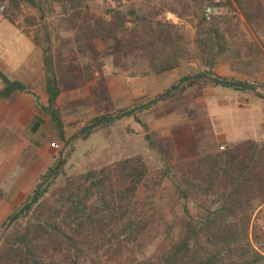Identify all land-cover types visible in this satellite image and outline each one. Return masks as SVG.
Wrapping results in <instances>:
<instances>
[{
  "label": "trees",
  "instance_id": "obj_1",
  "mask_svg": "<svg viewBox=\"0 0 264 264\" xmlns=\"http://www.w3.org/2000/svg\"><path fill=\"white\" fill-rule=\"evenodd\" d=\"M91 1L52 0L60 6L67 29L73 31L72 39L61 40L54 48L49 34L42 44L34 37L42 48L45 72L47 100L41 110L49 116L66 149L51 178L47 180L54 167L42 176L37 185L40 193L32 205L0 235V264H264V255L253 244L264 243V238L250 232L251 211L264 202V140L247 139L172 163L161 144L143 130L148 146L158 152V167L151 154L144 158L141 153L127 151L69 175L65 165L77 149L76 142L123 118L102 123L70 141L66 131L77 123H70L67 116L81 106L80 101L65 108L58 102L63 92L86 86L96 71L102 75L104 63L95 39L126 34L128 29L115 61H120L118 67L130 77L159 75L195 63L198 72L209 77L235 80L217 74V66L223 63L253 78L264 62L260 41L264 37L263 1L145 0L148 4L143 1L138 7L110 5L102 15L91 12ZM23 3L44 13L36 0H0V5L7 6L4 17L12 24ZM209 6L226 7L235 14L208 16ZM164 12L188 19L195 29L193 40L177 24L160 19ZM28 22L36 24L32 17ZM241 26L256 36L247 35ZM24 33L30 36L28 31ZM67 47L66 56L62 50ZM0 80L1 99L11 100L18 92L32 94L36 86L10 79L1 68ZM203 81L219 85L207 78L197 79L184 83L178 91ZM104 85L103 81L100 87ZM255 94L264 98V94ZM100 96L105 101L104 113L87 124L126 111L111 110L107 89ZM143 110L127 117L136 118ZM142 186L150 191L145 200L137 198ZM164 186L173 190L170 215L160 212L148 218L146 207L160 197L157 191ZM21 206L8 216L3 230Z\"/></svg>",
  "mask_w": 264,
  "mask_h": 264
},
{
  "label": "crops",
  "instance_id": "obj_2",
  "mask_svg": "<svg viewBox=\"0 0 264 264\" xmlns=\"http://www.w3.org/2000/svg\"><path fill=\"white\" fill-rule=\"evenodd\" d=\"M6 20L9 22L0 13V25ZM18 30L24 36L19 46L27 47L28 52L13 47L0 32V68L12 80L36 84L45 80L42 50L30 36ZM33 54L35 56L31 59ZM261 70L264 73L263 67ZM197 72V65L191 63L188 68H177L174 72L176 78L170 81L177 82L179 77ZM216 72L222 77L234 78V81L248 80L223 63H219ZM91 81L87 84L97 83L92 90L97 105L89 103L88 109L92 117L104 113L102 90L107 89L115 110H127L156 97L166 86L145 78L119 81L113 90L105 81L103 87L99 81ZM224 87L204 81L188 85L171 99L138 113L135 127L137 131L150 133L161 146L165 142L178 156H202L200 154L213 153L231 143L247 139L257 141L264 133V98L255 94L257 90H250L252 92L247 94L234 87ZM36 89L33 87L32 94L18 92L11 100L0 98V228L34 185L40 183L42 176L55 167L60 149L56 142L58 132L49 116L41 110V105L47 100L45 90L40 95Z\"/></svg>",
  "mask_w": 264,
  "mask_h": 264
},
{
  "label": "rangeland",
  "instance_id": "obj_3",
  "mask_svg": "<svg viewBox=\"0 0 264 264\" xmlns=\"http://www.w3.org/2000/svg\"><path fill=\"white\" fill-rule=\"evenodd\" d=\"M143 1L146 3V5L148 4L145 0H92L89 3V5L91 7L92 13H95L97 15H102L105 8L109 7L110 5L112 7L118 6V7H123V8H128L131 6L138 7V6H142ZM220 1H223V0H220ZM262 1L264 3V0ZM36 2L44 9V13H42V15H41V11L38 8L34 7L33 5L29 3H23L21 7V11L16 13L15 26L9 23L7 20L4 21L0 25V32L4 34L3 35L4 39H6L8 43L12 44L13 47L23 49V52H28V49L27 47L23 48L19 46L20 40L22 42V39L24 38V36L21 35L18 28L22 32L28 31L33 41H34V37H37L38 40L41 42V44L44 43V36L46 34H49L52 39L54 48H57L58 46H60L61 40H65L69 38L72 39L73 34H74L73 31L67 29V24L63 20L64 16L58 4L52 3V0H36ZM153 4H155V2H153ZM1 7H4V9L1 10ZM6 8L7 6H5V4L0 5L1 15L2 14L4 15ZM216 8H217L216 15L220 14V15L233 16L235 14L233 12L229 13L228 8L226 7L216 6ZM30 17L36 20L35 25L29 24L28 18ZM159 18L173 22L174 24H177L181 28V31L185 34V36L189 40H193L195 29L193 27V24L188 19H180L175 14L170 13V12L162 13ZM242 29L246 32L247 35L256 36V34L252 32L251 34H248L249 33L248 28L242 27ZM128 33H129V29L126 34L122 32H118L104 39H101V38L95 39V43L101 53V61H103L104 67L102 70V75L96 71V73L94 74V79L91 82L93 83V82L99 81L101 83L105 81L106 83H108V86L110 85V87L114 90V86L119 81H130L132 79L144 80L145 78H152L153 82L155 83L165 84L166 85L165 88L168 86L171 87L172 83L174 84L176 82V81L175 82L170 81L172 78H176V75H174V72H176V69L168 73L147 76V77H141V76L130 77L121 71V69L118 67L120 64V61L116 63L115 57H116L117 51H122L123 41H124V38H126L125 36L128 35ZM260 39L259 40L261 41L262 46L264 47V37L261 36ZM37 46L41 48V45H37ZM69 50L70 49L67 47L63 49L62 51L67 56V54L69 53ZM42 55H43V52H42ZM33 56L35 55L33 54L31 56V59H33ZM76 58L79 60L80 63L83 62L81 60V55L76 54ZM117 60H121V58ZM189 65H185L181 67L188 68ZM262 67L264 68V62L261 64V68ZM239 75H244V74L239 73ZM261 76L263 77V79H260ZM246 77L248 78L247 81H250L251 83H254L255 85H257V89H256L257 92L264 94V73L262 72L261 69H260V72L257 73L255 77L253 78L249 76H246ZM180 78L181 77H179V79ZM43 81L45 82V80H42L36 83V87H37L36 90H37V93H40V95L42 92H44V82ZM169 81L170 83H168ZM94 86H97V83L87 84L84 87H80L72 91L63 92L61 94L58 100L61 107L65 108L70 102H74V101H80V105H81L75 110L73 114L71 113L70 115L67 116V119L70 121V123L71 122L77 123L76 127L71 126L67 129V137H72L79 129L84 127L90 119L94 118L92 117V114L88 110L90 108L89 103H93L94 105H97L96 99L92 92ZM165 88H163L162 92L166 90ZM224 88H232V87L225 86ZM242 91L247 94L250 93V91H246V90H242ZM181 92L182 90H179L174 96L178 95ZM169 99H171V97L167 98L166 100H169ZM161 102L163 101H160L158 103H161ZM111 104H112L111 110H115L114 109L115 103H113L112 100H111ZM144 110H147V109L144 108ZM118 118H123V119L116 121L113 125L107 128L94 131L86 140H78L76 142L77 149L74 155L72 156V158L65 165V172L67 174L71 175L75 173L76 174L81 173L91 166H95V165L98 166L100 164V161L105 160L106 157H110V156L120 157V156L125 155L127 151H131L129 153L132 155L136 153H141L144 158H147V156L151 154L154 158L156 157V159L153 160V163L155 164V166L158 167L159 165L158 152L152 150L148 146L147 142L144 139L143 131L141 130L137 131L136 121L138 119L129 118V117H118ZM128 122L130 123L128 124ZM127 127L130 128V130L133 129V132L129 133L128 130L126 129ZM251 134L252 133L250 132V135ZM263 140H264V133L262 134L261 137L258 138L257 141H263ZM56 142L60 144V149H58V152H57V159L60 154H61L60 158H63L62 155L66 147L63 148V143L59 139H56ZM162 147L164 148V151L168 154L169 161L172 163H177L183 160L189 161L191 158L196 156V154H180L178 156L173 151H171L167 145H165V142ZM200 155H203V154H200ZM186 158L188 159L186 160ZM156 170L157 169H154V171ZM51 176L52 175L48 176L47 180L50 179ZM59 181H60V178H58L55 181L54 186H57ZM36 190H37V185H34L33 189L30 191L28 196L22 202L19 203L15 211L22 204H24L27 200L29 199L31 200ZM172 191L173 190L169 186H164V188L158 189L157 194L160 197L159 198L157 197L154 200V203H152V205H148L146 207V211H147L146 216L148 218L152 217V215H158L160 212H163V214L167 216L170 215L171 203L173 201L172 196H171ZM149 193L150 191L142 186L140 187L138 191L137 198L139 200H145L147 196L149 195ZM262 204H264V202L259 204L256 208H254L251 211V220H252V217H253L252 215L254 211ZM175 211H178V209L175 208ZM251 220H250V224H251ZM4 231L5 230H3L1 226L0 235H4ZM260 236L264 238V235H260ZM253 244L264 255V243L263 242L257 243L253 241Z\"/></svg>",
  "mask_w": 264,
  "mask_h": 264
},
{
  "label": "water",
  "instance_id": "obj_4",
  "mask_svg": "<svg viewBox=\"0 0 264 264\" xmlns=\"http://www.w3.org/2000/svg\"><path fill=\"white\" fill-rule=\"evenodd\" d=\"M210 79L213 82L219 84V85H223V86H230V87H234V88H241V89H248V90H252V91H256V88L250 84L244 83V82H239V81H234V80H229V79H223V78H217V77H209L208 74H206L205 72H198L195 74H190L187 76L182 77L176 84H174L173 86H171L170 88L166 89L164 92L160 93L159 95H157L156 97L148 100L147 102L138 104L136 106H133L129 109H127L126 111H124L121 114L118 115H109L106 116L104 118L98 119V120H94L91 123H88L87 125H85L84 127H82L80 130H78L70 139V141H72L73 139H75L76 137H78L80 134L87 132L99 125H101L102 123H106L108 121H111L115 118L118 117H127L130 116L136 112H138L139 110H142L144 108L150 107L158 102H160L162 99H164L165 97L169 96L171 93H173L174 91H177L181 85H183L184 83H187L191 80H197V79ZM62 158H60L59 162L57 163V165L51 170L50 175L53 174V172L59 167V165L61 164ZM49 175V176H50ZM41 188L37 189L34 193V195L32 196L31 200L27 203H25L20 210L15 213L9 220L8 225L4 231V234L9 230V228L11 227V225L13 224V222L22 214L24 213L31 205L32 203L35 201V199L38 197L39 193H40Z\"/></svg>",
  "mask_w": 264,
  "mask_h": 264
},
{
  "label": "built area",
  "instance_id": "obj_5",
  "mask_svg": "<svg viewBox=\"0 0 264 264\" xmlns=\"http://www.w3.org/2000/svg\"><path fill=\"white\" fill-rule=\"evenodd\" d=\"M219 0H216L218 2ZM4 7H1V10H3ZM217 13V8L216 6H209L206 8V14L208 16L216 14ZM221 150L225 149L224 146L220 147ZM252 220L250 224V232L251 234L253 233H258L260 235H264V204L260 205L253 213L252 215Z\"/></svg>",
  "mask_w": 264,
  "mask_h": 264
}]
</instances>
